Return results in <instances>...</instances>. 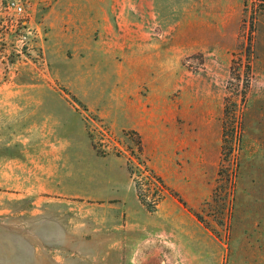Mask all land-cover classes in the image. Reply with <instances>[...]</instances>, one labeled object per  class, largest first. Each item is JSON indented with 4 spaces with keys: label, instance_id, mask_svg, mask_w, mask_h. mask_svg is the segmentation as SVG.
Returning a JSON list of instances; mask_svg holds the SVG:
<instances>
[{
    "label": "rangeland",
    "instance_id": "374dc122",
    "mask_svg": "<svg viewBox=\"0 0 264 264\" xmlns=\"http://www.w3.org/2000/svg\"><path fill=\"white\" fill-rule=\"evenodd\" d=\"M6 1L0 264H129L146 237L159 264H264L258 2L25 0L17 27ZM142 35L178 38L150 144L125 116L147 95L124 75Z\"/></svg>",
    "mask_w": 264,
    "mask_h": 264
},
{
    "label": "crops",
    "instance_id": "0c3cea01",
    "mask_svg": "<svg viewBox=\"0 0 264 264\" xmlns=\"http://www.w3.org/2000/svg\"><path fill=\"white\" fill-rule=\"evenodd\" d=\"M153 4V1L146 2L142 8L145 11L147 8L153 9ZM161 37L133 36L127 49V66L124 67V75L129 83L137 81L147 91L145 97L128 101L133 110L125 111V116L128 121L137 123L145 143L149 144L150 138H155L158 134V123L165 117L161 109V94L179 84L178 67L173 56L178 52V38L172 35ZM167 115L170 114L167 112ZM153 241V238L146 237L138 242L129 264L161 263V256L155 252Z\"/></svg>",
    "mask_w": 264,
    "mask_h": 264
},
{
    "label": "built area",
    "instance_id": "2783aa9c",
    "mask_svg": "<svg viewBox=\"0 0 264 264\" xmlns=\"http://www.w3.org/2000/svg\"><path fill=\"white\" fill-rule=\"evenodd\" d=\"M5 9L15 18L17 27H26L28 25L29 11L25 0H7ZM23 40H27V36H24Z\"/></svg>",
    "mask_w": 264,
    "mask_h": 264
},
{
    "label": "trees",
    "instance_id": "16d2710c",
    "mask_svg": "<svg viewBox=\"0 0 264 264\" xmlns=\"http://www.w3.org/2000/svg\"><path fill=\"white\" fill-rule=\"evenodd\" d=\"M255 1L258 2V8L260 13H264V0H255Z\"/></svg>",
    "mask_w": 264,
    "mask_h": 264
}]
</instances>
